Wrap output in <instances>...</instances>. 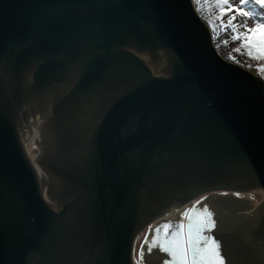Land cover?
<instances>
[{"label":"water","instance_id":"obj_1","mask_svg":"<svg viewBox=\"0 0 264 264\" xmlns=\"http://www.w3.org/2000/svg\"><path fill=\"white\" fill-rule=\"evenodd\" d=\"M256 190L264 80L194 0H0V264H181L157 229L210 194L223 264H264V201L217 194Z\"/></svg>","mask_w":264,"mask_h":264},{"label":"snow or ice","instance_id":"obj_2","mask_svg":"<svg viewBox=\"0 0 264 264\" xmlns=\"http://www.w3.org/2000/svg\"><path fill=\"white\" fill-rule=\"evenodd\" d=\"M196 2L207 5L210 13L213 7L215 8L218 15L214 21H210L212 30L216 31L217 26L225 30L230 29L233 34L232 40L239 41L240 44L235 49L236 52L246 53L251 59L264 61V14L245 10L249 4L264 9V0H240L238 6L234 5L232 0H196ZM237 15L243 18H255L259 15V19H257L254 27H249L247 23H235ZM225 16L229 17L227 22L224 20ZM258 70L264 74V68ZM190 212H192L191 216L189 213H184L186 217H189L187 236L183 232L185 226L181 223L169 239L167 230L171 225L165 224L163 225L165 234L162 239L159 236L160 230L157 229L158 247L174 258L179 256L181 264H188L189 250L192 251L194 264L198 255L201 257V264H223V259L218 251L219 245L214 239L203 236L206 229L215 227V223L211 219L212 214L207 212V209H205L206 216H201L194 209ZM201 241L203 242L202 246H198Z\"/></svg>","mask_w":264,"mask_h":264},{"label":"rangeland","instance_id":"obj_3","mask_svg":"<svg viewBox=\"0 0 264 264\" xmlns=\"http://www.w3.org/2000/svg\"><path fill=\"white\" fill-rule=\"evenodd\" d=\"M232 3L234 5H239L240 0H232ZM194 4L195 7L198 11V14L201 16V18L203 19V21L205 22V24L207 25V27L209 28L211 37H212V41H213V46L217 52V54L221 57H223L224 59L230 61L231 63L237 65L238 67L244 69L245 71L252 73L253 75L261 78L263 80V78L259 75H257V71L260 68L264 67V63H254L252 61H249L248 59H246L241 53L236 52L235 49H237L240 44L239 41H233L232 40V32L230 29L225 30L223 28H220L219 26H217V30L213 31L212 27L210 25V21H214L215 17L218 15V12H216L215 9H213V11L210 12H203L202 11V4L197 3L196 0H194ZM247 11H255L258 14H264V9L259 8L258 6H253L251 4H249V6L245 9ZM229 19L228 16L224 17L225 22H227V20ZM257 19H259V15H257L255 18H243L240 17L239 15H237L236 17V21L235 23L237 24H244L247 23V25L249 27H254L255 23L257 22ZM241 31H243V28H241ZM227 42V43H225ZM234 58V59H233ZM215 194H210L204 197H201L197 200L194 201L191 210H193V208L203 199L212 196ZM235 196H237L238 198H251L255 201H257L258 204H261L264 201V195L261 193V191H254L251 192L250 194H241V193H235ZM190 215V211L188 212ZM188 219L189 217L184 216L183 218V224L185 227H187V223H188ZM184 227V228H185ZM187 229V228H186ZM185 236H187L186 233H184ZM188 264H193L192 263V256H191V250H189L188 253Z\"/></svg>","mask_w":264,"mask_h":264},{"label":"bare ground","instance_id":"obj_4","mask_svg":"<svg viewBox=\"0 0 264 264\" xmlns=\"http://www.w3.org/2000/svg\"><path fill=\"white\" fill-rule=\"evenodd\" d=\"M257 191H259V190H257ZM261 191V190H260ZM251 192H249L248 194H250ZM261 193L263 194V191H261ZM217 194H235V193H217ZM199 198H201V197H198V198H196V200L197 199H199ZM246 199H251L250 197L249 198H246ZM194 201H195V199H193ZM193 200H191L190 202H188V203H186V204H184V205H182V206H175V207H172L170 210H172L173 212H175V213H177V212H179V211H181L182 209H184V208H186L187 206V209H186V212L185 213H188L190 210H191V208H192V205H193V203H194V201ZM193 201V202H192ZM260 204H258L257 203V205L255 206V208L253 209V211H255L256 209H257V207L259 206ZM185 216V215H184ZM184 218V217H183ZM182 223H183V219H182ZM184 230V229H183Z\"/></svg>","mask_w":264,"mask_h":264},{"label":"trees","instance_id":"obj_5","mask_svg":"<svg viewBox=\"0 0 264 264\" xmlns=\"http://www.w3.org/2000/svg\"><path fill=\"white\" fill-rule=\"evenodd\" d=\"M213 9H215L214 7H213ZM213 9H212V11H213ZM202 11L203 12H209V10H208V6L207 5H204V6H202ZM240 53V52H239ZM242 54V53H241ZM246 59H248L249 61H252V62H254V63H264V61H260V60H255V59H251V58H249L248 57V55L246 54V53H243L242 54ZM264 68V67H263ZM257 75H259V76H261L263 79H264V74H262L259 70L257 71Z\"/></svg>","mask_w":264,"mask_h":264},{"label":"flooded vegetation","instance_id":"obj_6","mask_svg":"<svg viewBox=\"0 0 264 264\" xmlns=\"http://www.w3.org/2000/svg\"><path fill=\"white\" fill-rule=\"evenodd\" d=\"M196 213H197V212H196ZM191 214H192V213H191ZM186 228H187V229H186ZM183 232L187 234V232H188V227H185L184 230H183Z\"/></svg>","mask_w":264,"mask_h":264}]
</instances>
